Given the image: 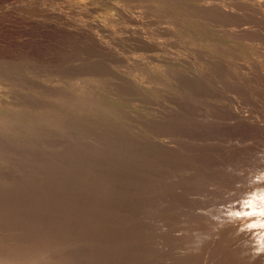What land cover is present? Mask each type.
<instances>
[{
    "label": "rangeland",
    "instance_id": "obj_1",
    "mask_svg": "<svg viewBox=\"0 0 264 264\" xmlns=\"http://www.w3.org/2000/svg\"><path fill=\"white\" fill-rule=\"evenodd\" d=\"M263 113L264 0H0V264H259Z\"/></svg>",
    "mask_w": 264,
    "mask_h": 264
},
{
    "label": "bare ground",
    "instance_id": "obj_2",
    "mask_svg": "<svg viewBox=\"0 0 264 264\" xmlns=\"http://www.w3.org/2000/svg\"><path fill=\"white\" fill-rule=\"evenodd\" d=\"M264 114V113H263ZM264 121V120H263ZM264 124V122L262 123V125ZM264 131V129L262 130V132ZM263 135V137H264V134H262ZM260 137H261V134H260ZM262 137V138H263ZM261 138V139H262ZM262 140H264V138L262 139ZM237 143V142H236ZM263 143V142H262ZM247 145V144H246ZM263 145V144H262ZM248 147V146H247ZM260 153H261V150H260ZM258 154H259V152H258ZM259 157H262V158H259V159H257V157L255 158V156H252L251 158L253 159V157H254V159H256V160H259V161H261V163H263V165H264V149L262 150V154H261V156L260 155H258ZM251 159V160H252ZM261 159V160H260ZM252 161H255V160H252ZM250 162V161H249ZM257 162V161H256ZM255 162V163H256ZM252 164L254 163V162H251ZM257 163H260V162H257ZM249 164V163H248ZM242 165V164H241ZM244 165V164H243ZM258 166H260V164H257ZM238 166V165H237ZM236 166V167H237ZM252 166H256V164H253ZM264 167V166H260V169H262V168ZM239 168L241 169V168H243V167H240L239 166ZM250 168V167H249ZM252 168V167H251ZM258 169V168H257ZM248 170V169H247ZM255 170H256V168H255ZM242 172H243V170H241ZM252 171H253V168H252ZM263 171V170H262ZM246 171H244V173H245ZM258 172H260V171H258ZM257 172V174H259ZM264 172V171H263ZM250 173H251V171H250ZM249 173V174H250ZM231 174V173H230ZM243 174V173H242ZM246 174V173H245ZM235 175V174H234ZM255 175V174H254ZM235 176H238L237 174L235 175ZM239 176H241V175H239ZM250 176H253V175H250ZM250 176H249V178H250ZM242 177V176H241ZM254 177V176H253ZM237 178V182H236V180H235V182L236 183H233V188L231 189V192H227L228 190H226V192L228 193V194H226L225 193V189H223V191H224V194L225 195H222L223 197H224V199L225 200H228V199H233L235 202H232L233 200L231 199V202L230 203H232V204H230L231 206H240V209H241V211L243 212V213H241V214H238V213H236V214H234V215H228L227 217L229 218V223H226V224H232V226H233V228H235V229H237V234L238 233H241L242 235H240V236H242V239H243V237H244V242L249 246H247L248 248H251L252 250H247V253H246V255L248 256H252L254 259L253 260H255L256 258L258 259V261H262V262H264V244H260V246L258 245V248H257V246H255L258 242H260L261 241V243L262 242H264L263 240V238H264V228H258V227H256L257 226V224H255V222H262V221H264V173H262V174H260V175H257V177H255V178H251L250 179V181L249 182H247L246 181V183L247 184H249L250 183V185L249 186H247L246 185V188L247 189H250L251 191H252V189H254V187H256V188H258V187H260L259 189H260V191H259V195L257 196V194H255V196L253 195V196H242L243 198H241L240 196L238 197V195H237V197L236 196H234V198L232 197L233 196V194H234V191H236L238 188H237V185L236 184H238L239 183V181L238 180H240V179H238L239 177H236ZM247 179H248V177H247ZM244 181V180H243ZM234 182V181H233ZM240 182H241V180H240ZM245 182V181H244ZM229 184H231V183H229ZM241 185V184H240ZM257 185H259V186H257ZM232 186V185H231ZM242 187V186H241ZM244 188V187H243ZM255 190V189H254ZM247 190H245V192H246ZM251 191H249V192H251ZM237 192H238V190H237ZM248 192V191H247ZM254 192V191H253ZM221 193V192H220ZM222 194V193H221ZM231 196H230V195ZM237 193H235L234 195H236ZM247 194V193H246ZM251 194V193H250ZM228 195V197H230V198H228L227 197V199L225 198L226 196ZM219 197V196H218ZM220 197H221V195H220ZM223 197H221V198H223ZM235 197L236 198H239V201H236L237 199H235ZM245 197V198H244ZM220 198V199H221ZM220 199H218L217 200V202H219V200ZM223 199V200H224ZM213 200H215V198L213 199ZM222 200V199H221ZM224 200V201H225ZM216 201V200H215ZM216 202V203H217ZM221 202H223V201H221ZM220 202V203H221ZM219 203H217V205H218ZM228 204V203H227ZM257 204H259L258 206H257ZM222 205V204H221ZM229 205V204H228ZM229 205V206H230ZM226 206V205H225ZM224 206V204L222 205V207H225ZM260 206V207H259ZM227 207V206H226ZM226 207L223 209V210H225L226 211ZM218 208V207H217ZM228 208V207H227ZM232 208V207H231ZM235 208V207H234ZM260 210H259V209ZM204 209V208H203ZM231 210H233V209H231ZM235 210V209H234ZM236 210H237V208H236ZM230 211V210H229ZM240 212V211H239ZM223 213V212H222ZM229 214V213H228ZM232 214V213H231ZM222 215V214H221ZM220 214H219V216H221ZM225 215H226V212H225ZM224 215V216H225ZM230 216H231V218H230ZM222 217H223V215H222ZM223 219V218H222ZM227 219V218H226ZM226 221V220H225ZM227 222V221H226ZM253 225H255V227L253 226ZM261 227V226H260ZM232 229V228H231ZM262 229H263V231H262ZM232 231H233V229H232ZM263 233V234H262ZM230 236V235H229ZM259 237L258 238V240L255 238V237ZM237 237V236H236ZM239 237V236H238ZM237 237V238H238ZM224 238V237H223ZM227 238V237H226ZM241 238V237H240ZM239 238V239H240ZM254 239H256V241H258V242H256ZM233 240V239H232ZM252 240H254V241H252ZM236 241V240H235ZM238 241V240H237ZM242 241V240H241ZM241 241H239V242H241ZM236 243V242H235ZM234 243V244H235ZM233 244V243H232ZM245 244V245H246ZM237 245V244H236ZM230 246V245H229ZM262 246V247H261ZM237 247H238V245H237ZM236 246H235V250L237 249L238 250V248H240V247H238L237 248ZM246 247V248H247ZM260 247V248H259ZM233 249V248H232ZM236 250V251H237ZM242 250V249H241ZM241 250L239 249V252L241 253ZM235 251V252H236ZM243 251V250H242ZM238 252V253H239ZM239 253V254H240ZM243 255V254H242ZM245 256V255H244ZM244 256H241L240 258H241V260H242V257H244ZM247 256H245L246 257V259H247ZM239 258V256L237 255V256H235V258ZM251 257V258H252ZM232 258H234L233 256H232ZM250 258V259H251ZM245 259V258H244ZM245 259V260H246ZM250 259H249V262H250ZM236 260V259H235ZM238 260V259H237ZM241 260H239V261H241ZM253 260H251V261H253ZM239 261H236V263L238 262V263H240ZM247 261V260H246ZM258 261H257V263H258ZM243 262V261H242ZM253 262H255V261H253ZM262 262H260L259 264H264V263H262ZM246 263V262H245ZM250 263H252V262H250ZM246 264H249L248 262L246 263Z\"/></svg>",
    "mask_w": 264,
    "mask_h": 264
}]
</instances>
